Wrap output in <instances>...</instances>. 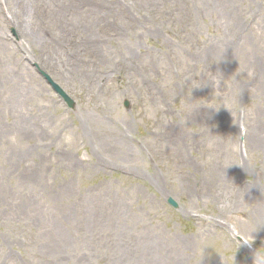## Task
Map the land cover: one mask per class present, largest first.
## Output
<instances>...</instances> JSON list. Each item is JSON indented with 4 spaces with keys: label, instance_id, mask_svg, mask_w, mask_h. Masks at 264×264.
Listing matches in <instances>:
<instances>
[{
    "label": "rangeland",
    "instance_id": "rangeland-1",
    "mask_svg": "<svg viewBox=\"0 0 264 264\" xmlns=\"http://www.w3.org/2000/svg\"><path fill=\"white\" fill-rule=\"evenodd\" d=\"M22 10L0 0V264H264V0Z\"/></svg>",
    "mask_w": 264,
    "mask_h": 264
},
{
    "label": "bare ground",
    "instance_id": "bare-ground-1",
    "mask_svg": "<svg viewBox=\"0 0 264 264\" xmlns=\"http://www.w3.org/2000/svg\"><path fill=\"white\" fill-rule=\"evenodd\" d=\"M12 2H15L19 6L23 7L24 10H22V12H23L22 17H24L25 15L28 14L26 19L27 20L30 19L31 23H33V19L31 17V11L30 10H31L32 4L34 3V0H12ZM48 15H49L51 26L55 27L56 30H57L56 33H58L59 31L61 33V32L65 31L68 28V26L65 23H63L62 20L60 19V15H59V11L58 10L50 9ZM22 17H21V13L19 12V14H18V19H19L18 22L19 23L23 19ZM53 37H54V33H53L52 37L50 38V40H52ZM14 100L19 101V96H17V97L15 96ZM115 141H116V145H117L118 148H122L123 151H129V149H130L129 142L124 141L119 136H117Z\"/></svg>",
    "mask_w": 264,
    "mask_h": 264
},
{
    "label": "clouds",
    "instance_id": "clouds-1",
    "mask_svg": "<svg viewBox=\"0 0 264 264\" xmlns=\"http://www.w3.org/2000/svg\"><path fill=\"white\" fill-rule=\"evenodd\" d=\"M241 239H242L244 242L248 243V241H247L245 238L241 237Z\"/></svg>",
    "mask_w": 264,
    "mask_h": 264
}]
</instances>
